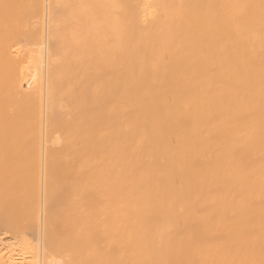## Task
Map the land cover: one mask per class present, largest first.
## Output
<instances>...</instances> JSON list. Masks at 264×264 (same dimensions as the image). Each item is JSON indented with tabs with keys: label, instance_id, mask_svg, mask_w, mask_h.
<instances>
[{
	"label": "bare ground",
	"instance_id": "1",
	"mask_svg": "<svg viewBox=\"0 0 264 264\" xmlns=\"http://www.w3.org/2000/svg\"><path fill=\"white\" fill-rule=\"evenodd\" d=\"M0 232V264H264V0H0Z\"/></svg>",
	"mask_w": 264,
	"mask_h": 264
},
{
	"label": "rangeland",
	"instance_id": "2",
	"mask_svg": "<svg viewBox=\"0 0 264 264\" xmlns=\"http://www.w3.org/2000/svg\"><path fill=\"white\" fill-rule=\"evenodd\" d=\"M45 50H46V44L43 45V52H44V53H45ZM3 236H4L5 238H4ZM8 237H9V236L2 235L1 232H0V248H3V249H4V248L6 247V245H7V243H8ZM1 239H2V240H1ZM5 239H6V240H5ZM14 248H15L16 250H19V249H18V248H19L18 246H14ZM14 253H15V256H16V260H17V261H14L15 263H22V262H24V261L26 260V259H23L24 257H23V255L20 254L19 251H15ZM21 258H22V259H21ZM55 259H56V258H54L53 263H55L56 261L59 262L58 259H57L56 261H55ZM59 260H60V259H59ZM60 261H61V260H60ZM57 262H56L55 264H58Z\"/></svg>",
	"mask_w": 264,
	"mask_h": 264
}]
</instances>
